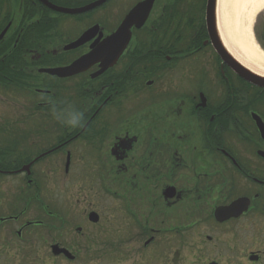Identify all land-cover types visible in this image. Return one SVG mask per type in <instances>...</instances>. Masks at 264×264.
Here are the masks:
<instances>
[{
  "label": "flooded vegetation",
  "instance_id": "flooded-vegetation-1",
  "mask_svg": "<svg viewBox=\"0 0 264 264\" xmlns=\"http://www.w3.org/2000/svg\"><path fill=\"white\" fill-rule=\"evenodd\" d=\"M50 1L74 8L95 0ZM139 1L107 0L70 14L43 0H0V264L78 258L53 249L62 225L48 226L55 229L48 241L43 221L31 220L37 177L24 167L55 155L58 169L68 161L70 168L76 154L91 156L93 141L119 176L124 215L155 217L121 227L143 238L142 264H176L186 251L192 264H264V86L212 41L206 2L156 0L128 49L97 76L99 64L69 77L41 71L87 54ZM71 22L79 32L67 34ZM94 27L92 38L68 47ZM31 95L39 107L54 106L49 115L58 120L56 141L33 154ZM50 116L37 114L40 142ZM47 214L61 223L60 210ZM76 231L83 235L81 225ZM65 243L70 251L78 245Z\"/></svg>",
  "mask_w": 264,
  "mask_h": 264
},
{
  "label": "rangeland",
  "instance_id": "rangeland-1",
  "mask_svg": "<svg viewBox=\"0 0 264 264\" xmlns=\"http://www.w3.org/2000/svg\"><path fill=\"white\" fill-rule=\"evenodd\" d=\"M126 2L129 6L131 0H126ZM68 30L67 34L79 32V22L72 23V27H68ZM253 31L256 40L264 49V11L256 16ZM34 98L35 96L31 95L29 104L30 113L36 114L31 117L30 122L31 152H36L39 146L52 145L57 139L55 136L58 135V127L55 125L56 122L58 124V120L55 116L49 115L51 112L49 107L46 109L39 107ZM43 109L45 112H42ZM40 113H46L51 117L46 118L47 134L43 142H40L36 136L40 132L38 123H36L40 121L37 117V114ZM89 150L91 153L89 157L84 152L76 154V162L68 172L65 171L64 165L60 169H58V165H54V162L58 161V156L55 155L48 157L35 168L34 171L40 185V195L36 198L37 201H33L31 204V220L42 219L43 225L47 226L44 231L47 233L48 241H52L50 231L55 230H50L48 226L58 227L63 224L58 232V241L63 245H66L65 242L68 244L78 243L72 249L78 258L75 261L66 260L58 264H142L149 258V256H143V252L146 251L142 246L143 238L137 233H126L121 227L138 226L139 221L144 223L145 220L152 225V220H155V217L129 219L130 216L124 215L125 208L122 207L120 201L123 192L118 174L111 166H107L108 168L104 166L103 161L107 157L99 150L96 141L91 142ZM40 209L42 211H38ZM85 209L97 211L100 214L99 222L92 224L88 220L87 214L84 213ZM58 210L62 212V219H59L62 224L50 220L49 215L46 214L48 211L58 215ZM77 225L82 226L83 235H78ZM180 235L177 234L171 241L177 245L182 240ZM126 238L127 240H125ZM106 239H109V242ZM185 253L188 255V259L181 258L179 260L177 257L176 264H192L196 258L193 252L186 251ZM195 264L200 263L195 262Z\"/></svg>",
  "mask_w": 264,
  "mask_h": 264
},
{
  "label": "water",
  "instance_id": "water-1",
  "mask_svg": "<svg viewBox=\"0 0 264 264\" xmlns=\"http://www.w3.org/2000/svg\"><path fill=\"white\" fill-rule=\"evenodd\" d=\"M43 1L54 10L69 12V13H79L89 10L95 6H98L103 2H105L106 0H96L86 6L79 8H65L54 5L48 0H43ZM154 1L155 0H143L138 4H136L127 14L125 19L122 21L121 25L118 27V29L111 36L101 41L96 40L92 44V48L90 52L81 56L77 60L73 61L70 65L63 67L45 68L43 70L53 75L65 77L87 70L92 65L99 63L100 70L96 74L103 72L106 68L113 65L114 62H116V60L125 50L131 38L132 26L135 25L137 27H140L144 23L145 18L147 17L150 9L152 8ZM219 3L220 0H208L206 17H207L208 31L210 37L213 42L221 46L220 51L224 56L230 55V57L233 60H235L237 64L240 63L245 67V65L235 57L233 52L227 46L226 41L224 40L219 23ZM93 34H94V28L85 32L81 36V38H79V40H77L76 42H74V44L71 45V47L77 46L85 42L86 40L90 39ZM246 69H247V73L242 72V74L246 78L250 79L251 81L259 85L264 86V75L258 74L253 70H251L250 68L249 69L246 68ZM24 168H26L30 172V165H27ZM67 168H68V163H67ZM225 210L228 212L233 211L232 208H228ZM90 219L92 221H98V215L95 212H92L90 213ZM54 249H56L58 253L64 252L66 254H70L67 249L60 248L57 245L54 246Z\"/></svg>",
  "mask_w": 264,
  "mask_h": 264
},
{
  "label": "bare ground",
  "instance_id": "bare-ground-1",
  "mask_svg": "<svg viewBox=\"0 0 264 264\" xmlns=\"http://www.w3.org/2000/svg\"><path fill=\"white\" fill-rule=\"evenodd\" d=\"M264 11L262 0H220L219 23L226 44L237 59L254 72L264 75V49L255 38L256 16ZM255 38L259 49L252 43Z\"/></svg>",
  "mask_w": 264,
  "mask_h": 264
},
{
  "label": "clouds",
  "instance_id": "clouds-1",
  "mask_svg": "<svg viewBox=\"0 0 264 264\" xmlns=\"http://www.w3.org/2000/svg\"><path fill=\"white\" fill-rule=\"evenodd\" d=\"M83 118V114H75L71 117V119L68 121L72 126H76L79 124L80 120Z\"/></svg>",
  "mask_w": 264,
  "mask_h": 264
},
{
  "label": "snow or ice",
  "instance_id": "snow-or-ice-1",
  "mask_svg": "<svg viewBox=\"0 0 264 264\" xmlns=\"http://www.w3.org/2000/svg\"><path fill=\"white\" fill-rule=\"evenodd\" d=\"M262 2H264V0H262ZM252 43H253V45H254L255 47H257V49H259V46L256 44V42H255V38H254V37H252ZM262 54H264V53H262Z\"/></svg>",
  "mask_w": 264,
  "mask_h": 264
}]
</instances>
